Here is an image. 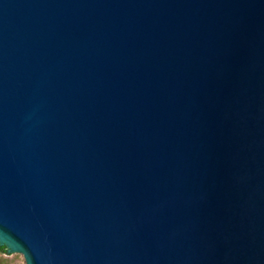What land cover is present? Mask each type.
I'll return each instance as SVG.
<instances>
[{
	"label": "water",
	"instance_id": "95a60500",
	"mask_svg": "<svg viewBox=\"0 0 264 264\" xmlns=\"http://www.w3.org/2000/svg\"><path fill=\"white\" fill-rule=\"evenodd\" d=\"M0 245L264 264V0H0Z\"/></svg>",
	"mask_w": 264,
	"mask_h": 264
},
{
	"label": "rangeland",
	"instance_id": "374dc122",
	"mask_svg": "<svg viewBox=\"0 0 264 264\" xmlns=\"http://www.w3.org/2000/svg\"><path fill=\"white\" fill-rule=\"evenodd\" d=\"M0 264H26V261L23 254L18 252L11 255L0 253Z\"/></svg>",
	"mask_w": 264,
	"mask_h": 264
},
{
	"label": "trees",
	"instance_id": "16d2710c",
	"mask_svg": "<svg viewBox=\"0 0 264 264\" xmlns=\"http://www.w3.org/2000/svg\"><path fill=\"white\" fill-rule=\"evenodd\" d=\"M0 253H7V247L0 245Z\"/></svg>",
	"mask_w": 264,
	"mask_h": 264
}]
</instances>
